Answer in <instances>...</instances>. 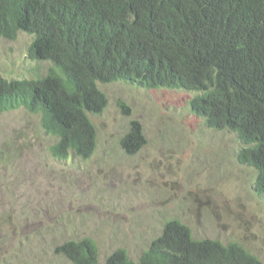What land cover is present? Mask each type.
Instances as JSON below:
<instances>
[{
  "label": "trees",
  "instance_id": "16d2710c",
  "mask_svg": "<svg viewBox=\"0 0 264 264\" xmlns=\"http://www.w3.org/2000/svg\"><path fill=\"white\" fill-rule=\"evenodd\" d=\"M32 36L28 57L49 64L32 78L0 77V115L24 109L40 118L56 159H90L97 132L90 115L108 105L99 84L184 91L190 111L213 131L233 132L239 163L252 169L264 201V0H0V39ZM125 106V105H123ZM146 143L132 121L121 147ZM72 264H98L89 237L57 246ZM103 264H264L237 242L196 239L168 220L138 260L124 248Z\"/></svg>",
  "mask_w": 264,
  "mask_h": 264
},
{
  "label": "rangeland",
  "instance_id": "374dc122",
  "mask_svg": "<svg viewBox=\"0 0 264 264\" xmlns=\"http://www.w3.org/2000/svg\"><path fill=\"white\" fill-rule=\"evenodd\" d=\"M31 40L0 39V77L47 72V62L29 59ZM99 88L108 105L90 115L97 147L88 160L56 159L57 140L38 116L0 115V264H72L55 250L84 237L96 242L98 264L119 248L138 260L171 219L196 239L237 242L264 262V201L255 173L239 163L237 136L207 128L184 91L125 82ZM132 121L146 143L128 154L121 141Z\"/></svg>",
  "mask_w": 264,
  "mask_h": 264
}]
</instances>
